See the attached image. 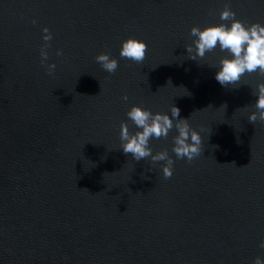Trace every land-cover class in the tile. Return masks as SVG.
<instances>
[{
	"label": "water",
	"instance_id": "water-1",
	"mask_svg": "<svg viewBox=\"0 0 264 264\" xmlns=\"http://www.w3.org/2000/svg\"><path fill=\"white\" fill-rule=\"evenodd\" d=\"M225 4L246 27L264 26V0H0V264L264 259V124L247 120L264 77L222 87L227 53L194 61L185 50L192 27L230 26ZM129 38L147 45L141 64L119 56ZM102 53L115 73L96 62ZM133 106L170 118L178 107L202 154L177 160L173 128L149 141L174 160L170 179L163 161H134L119 140L122 122L139 130Z\"/></svg>",
	"mask_w": 264,
	"mask_h": 264
},
{
	"label": "clouds",
	"instance_id": "clouds-1",
	"mask_svg": "<svg viewBox=\"0 0 264 264\" xmlns=\"http://www.w3.org/2000/svg\"><path fill=\"white\" fill-rule=\"evenodd\" d=\"M235 16V12L231 11L228 4H225L219 18L221 21H231L230 26L221 23L203 30L192 27L189 35L195 39L191 45L185 46L188 59L194 61H197L198 58L203 59L207 52H212L217 47L221 52L227 53L226 57L220 59L219 70L215 74L216 81L222 87L238 85L241 77L245 74L255 72L264 77V26L253 23L246 27L244 22L235 19ZM42 32L44 33L42 39L45 43L40 49V62L47 74L51 76L54 75L57 66L55 63L46 62L49 59L47 49L50 45L48 42L53 39V36L47 27L43 28ZM147 50V45L144 42L129 38L122 42L119 56L122 59L141 64ZM62 55L63 52L57 50L56 56ZM95 60L108 74L115 73L119 66L118 61L111 58L108 53L97 55ZM252 95L256 96L253 105L255 111L247 116V120L252 124L257 121L264 124V83L257 84L256 91ZM122 99L127 101L128 97L124 96ZM222 107L225 109L226 105H222ZM169 111L171 118L167 114H153L148 110L133 106L126 116L139 130L130 133L128 125L122 122L119 132L120 149L124 154H130L134 161L150 159L153 165L161 161L164 162L162 166L164 179L172 177L175 162L168 155L167 150L153 154L149 145L151 139L167 138L169 132L175 128L178 134L172 139L174 145L172 152L177 160L186 159L191 162L202 154V140L199 133L190 128L188 119L179 118L180 109L178 107L171 106ZM231 165L235 166V163L233 162ZM82 190L87 191V189ZM259 247L264 249V240L260 242ZM253 264H264V259L258 256L253 260Z\"/></svg>",
	"mask_w": 264,
	"mask_h": 264
}]
</instances>
